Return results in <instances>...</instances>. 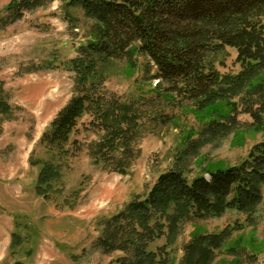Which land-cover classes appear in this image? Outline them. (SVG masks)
Segmentation results:
<instances>
[{"label":"rangeland","instance_id":"1","mask_svg":"<svg viewBox=\"0 0 264 264\" xmlns=\"http://www.w3.org/2000/svg\"><path fill=\"white\" fill-rule=\"evenodd\" d=\"M67 1L51 0L0 30V99L12 107L10 115L0 113V264H110L122 253L104 254L95 247L101 220L143 199L163 172L175 168L190 178L208 177L207 171L240 165L264 141V113L257 123L241 105L244 94L200 110L172 94L158 96L157 81L145 73L146 58L139 57L135 68L127 60L111 61L103 67L107 89L124 99H152L151 111L161 118H145L136 144L140 154L121 174L93 164L89 145L99 133L86 128L91 118L84 116L71 138L80 141L81 149L60 161L58 190L50 199L39 196L35 186L41 165L34 163L50 159L41 138L74 95L69 61L95 38L92 21L81 8L67 7ZM10 2L0 0V9ZM216 67L222 76L241 74L239 50L226 47ZM261 84L264 68L245 91ZM218 113L235 116L236 123L212 135L208 126ZM261 193L262 203L252 213L228 210L220 218H185L171 244L166 233L150 250L165 246L170 264H181L184 246L194 237L227 227L230 237L211 264H264V184Z\"/></svg>","mask_w":264,"mask_h":264},{"label":"trees","instance_id":"2","mask_svg":"<svg viewBox=\"0 0 264 264\" xmlns=\"http://www.w3.org/2000/svg\"><path fill=\"white\" fill-rule=\"evenodd\" d=\"M50 1L11 0L0 9V30ZM66 6L84 11L95 38L81 45L77 57L69 61L75 74L74 95L41 138L50 159L34 163L41 165L35 186L39 196L50 199L58 190L60 161L81 149L80 141L71 138L84 116L91 118L86 128L99 133L89 145L93 164L121 174L140 154L136 144L145 118H161L151 111L152 99H124L107 89L103 67L111 61L127 60L135 68L139 57L146 58L145 73L149 81H157L158 96L172 94L200 110L244 94L242 107L261 123L264 84L248 92L245 87L264 68V0H68ZM228 46L239 50L244 65L235 77L222 76L216 67ZM256 103L259 107L251 109ZM0 113H12L2 99ZM217 115L220 120L215 118L208 126L212 135L236 123L235 116ZM206 174L190 178L180 169L163 172L143 199L101 220L95 247L104 254L122 253L110 264H170L167 247L152 251L150 246L166 233L171 244L185 218H220L228 210L252 213L262 203L264 141L240 165ZM230 234L226 227L194 237L184 246L181 264H211Z\"/></svg>","mask_w":264,"mask_h":264}]
</instances>
